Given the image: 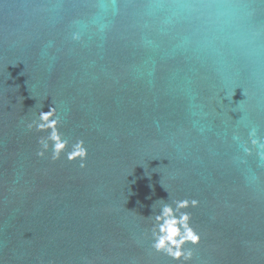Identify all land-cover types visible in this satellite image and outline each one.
Returning <instances> with one entry per match:
<instances>
[{"label":"water","instance_id":"95a60500","mask_svg":"<svg viewBox=\"0 0 264 264\" xmlns=\"http://www.w3.org/2000/svg\"><path fill=\"white\" fill-rule=\"evenodd\" d=\"M261 145L264 0H0V264H264Z\"/></svg>","mask_w":264,"mask_h":264},{"label":"clouds","instance_id":"9594fccd","mask_svg":"<svg viewBox=\"0 0 264 264\" xmlns=\"http://www.w3.org/2000/svg\"><path fill=\"white\" fill-rule=\"evenodd\" d=\"M52 116V110L48 112H40L39 120L36 126L38 129L44 128L46 126L52 127L56 124V120H50ZM44 122H47L44 123ZM51 137L56 140L55 148L56 150L62 149L64 144L59 142V137L57 136L55 130L52 131ZM255 143V141H253ZM264 147V145H261ZM79 155L83 156L86 154L84 149H81ZM39 155V153H38ZM163 201V200H161ZM176 208H184L187 206V201H175ZM193 204L196 202L193 201ZM155 224L152 228L153 243L152 247L157 251H164L167 255L171 256L175 260H180L181 256L187 260L191 256V252L187 254L182 253L181 246L187 241H191L196 244L200 237L197 235L188 225L189 215L187 213H181L179 216L176 215L175 209L167 203H165L159 210L158 214L154 216ZM180 226H183L184 231L181 232Z\"/></svg>","mask_w":264,"mask_h":264}]
</instances>
